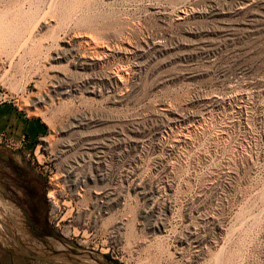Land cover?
<instances>
[{"label":"rangeland","instance_id":"1","mask_svg":"<svg viewBox=\"0 0 264 264\" xmlns=\"http://www.w3.org/2000/svg\"><path fill=\"white\" fill-rule=\"evenodd\" d=\"M1 100L0 264H264V0H0Z\"/></svg>","mask_w":264,"mask_h":264},{"label":"crops","instance_id":"2","mask_svg":"<svg viewBox=\"0 0 264 264\" xmlns=\"http://www.w3.org/2000/svg\"><path fill=\"white\" fill-rule=\"evenodd\" d=\"M47 131L45 123L35 116H29L16 103L10 100L0 101V133L6 137L26 138L25 149L30 150L37 137Z\"/></svg>","mask_w":264,"mask_h":264},{"label":"built area","instance_id":"3","mask_svg":"<svg viewBox=\"0 0 264 264\" xmlns=\"http://www.w3.org/2000/svg\"><path fill=\"white\" fill-rule=\"evenodd\" d=\"M42 136L37 137L36 141H40ZM25 144H26V138L22 135L18 138H11V137H6L3 133H0V146L7 148V149H12V150H19L21 151L25 156H28L29 153L31 152L30 150L25 149ZM40 146V143L34 144L32 148V154L35 157V152L38 151V147Z\"/></svg>","mask_w":264,"mask_h":264},{"label":"bare ground","instance_id":"4","mask_svg":"<svg viewBox=\"0 0 264 264\" xmlns=\"http://www.w3.org/2000/svg\"><path fill=\"white\" fill-rule=\"evenodd\" d=\"M77 38H78V37H77ZM74 39H75V38H74ZM79 39H80V38H79ZM91 39H92V38H91ZM71 40H72V39H71ZM83 40H85V41L87 40V41H88V38H87V39L85 38V39H83ZM68 41H69V40H68ZM90 41H91V40H90ZM92 41H93V40H92ZM95 41H98V40H95ZM68 43H69V42H68ZM73 43H75V42H73ZM76 43H78V42H76ZM83 43H85V42H83ZM93 43H94V42H93ZM78 44H79V43H78ZM81 44H82V43H81ZM86 44H87V43H86ZM69 45H70V43H69ZM93 45L95 46V44H93ZM93 45H92V46H93ZM77 46H78V45H77ZM83 46L85 47V44H84ZM88 46H91L90 43H89V45H87L86 47H88ZM97 46H98V44H97ZM80 47H81V46H80ZM80 47H79V49H78L79 51H81V52H80V55H81V53H82V55H84V54H85V53H83V52H84V49H82V50H83V52H82V50H80ZM77 48H78V47H77ZM77 48H76V49H77ZM81 48H82V47H81ZM95 48H96V46H95ZM95 48H94V50H95ZM71 49H72V47H71ZM87 49H88V48H87ZM89 49H90V48H89ZM92 49H93V47H92ZM92 49H91V50H92ZM126 49H127V48H126ZM74 50H75V49H74ZM100 50H101V49H99V52H100ZM76 51H77V50H76ZM87 51H88V50H87ZM71 52H72V51H71ZM77 52H78V51H77ZM91 52H92V51H90V53H91ZM86 53H87V52H86ZM88 53H89V52H88ZM93 53H94V52H93ZM101 53H104V52H101ZM97 54H98V53H97ZM99 54H100V53H99ZM90 55H92V53H91ZM86 56H87V55H86ZM86 56H85V57H86ZM78 57H79V56H78ZM92 57H93V56H92ZM74 58H75V57H74ZM79 58H80V57H79ZM79 58H78V59H79ZM83 58H84V57H83ZM83 58H82V59H83ZM97 58H98V57H97ZM76 59H77V58H76ZM87 59H88V58H87ZM94 60H95V59H94ZM86 61H88V60H86ZM86 61L84 60V62H86ZM91 62H92V61H91ZM111 72H112V71H111ZM109 73H110V72H109ZM117 74H118V73H117ZM111 77H112V76H111ZM49 197H52V194H51V193L49 194Z\"/></svg>","mask_w":264,"mask_h":264},{"label":"water","instance_id":"5","mask_svg":"<svg viewBox=\"0 0 264 264\" xmlns=\"http://www.w3.org/2000/svg\"><path fill=\"white\" fill-rule=\"evenodd\" d=\"M54 263H56V262H54Z\"/></svg>","mask_w":264,"mask_h":264}]
</instances>
